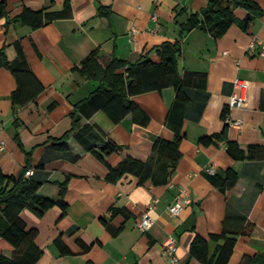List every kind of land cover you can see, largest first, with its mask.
<instances>
[{"label":"crops","instance_id":"0c3cea01","mask_svg":"<svg viewBox=\"0 0 264 264\" xmlns=\"http://www.w3.org/2000/svg\"><path fill=\"white\" fill-rule=\"evenodd\" d=\"M211 0H6L7 14L0 17V50L12 62L20 55L37 79H27L22 104L13 101L18 81L13 72L0 62V140L6 149L0 151V167L5 175L19 177L28 161L47 176L39 194L57 199L66 182V215L55 207L39 217L30 209L21 212L29 228L38 230L36 243L43 250L37 264H200L190 254L197 234L209 238L220 233L228 212H239L253 223L250 235H239L228 264H240L247 257L250 264H264V159L235 160L227 152L226 140L210 145L199 143L206 135L220 133L226 127L223 111L234 92V82H248L246 101L230 110L239 125L227 126V137L239 142L244 150L252 144L264 146V57L254 38L264 40V0H256L263 14L244 29L233 24L222 37L195 27L181 36V26L190 14L200 12ZM67 4L71 15L57 18L33 28L20 19L25 8L63 11ZM105 7L108 14H101ZM240 18L246 14L237 8ZM153 15L157 16L154 20ZM137 28L135 40L130 31ZM165 41H180L178 68L208 74L207 87L198 90L199 100L190 106L185 121L182 156L166 185L151 181L140 184L131 174L116 182L107 178L108 168L89 152L70 132L75 105L88 97L98 82L83 75L82 61L94 50L107 63L114 57L136 61L150 52L160 61L157 47ZM39 84L43 89L35 94ZM27 87V88H26ZM175 98L173 87L134 96V101L150 118L147 124L128 115L114 123L103 112H97L87 123L99 127L104 135L122 145L120 152L108 156L117 166L124 158L148 161L156 139L174 138L167 125L168 111ZM70 132L68 152L58 151L54 138ZM207 167L224 176L229 168L239 174L237 184L227 194L209 179ZM190 190L192 203L180 215L168 210L178 197L180 187ZM1 188V185H0ZM153 204L154 208L149 206ZM112 205L126 209L130 216L112 217ZM149 209L155 223L148 231L137 226L140 215ZM124 225L113 235L104 222ZM178 241L177 261L163 254L169 236ZM82 239L92 245L84 251ZM214 247L215 244L211 243ZM68 249V252H63ZM11 256V250H5Z\"/></svg>","mask_w":264,"mask_h":264},{"label":"trees","instance_id":"16d2710c","mask_svg":"<svg viewBox=\"0 0 264 264\" xmlns=\"http://www.w3.org/2000/svg\"><path fill=\"white\" fill-rule=\"evenodd\" d=\"M6 5V0H0V17L7 14ZM65 7L66 9L61 12L25 8L19 17L33 28H40L57 18L70 16V6L67 4ZM237 8L246 10L243 18L238 16ZM100 13L106 15L109 12L102 7ZM262 14L263 9L256 0H211L200 12L190 14L181 26V36L195 27H200L215 37H222L233 24L237 23L247 29L255 17ZM156 51L160 61H154L150 52H147L136 61L114 57L104 63L100 60L99 50H94L81 63V73L97 81L98 85L88 97L75 105L70 132H74L77 140L107 166V178L110 181L116 182L124 175L131 174L139 179L140 184L148 181L156 186L168 184L169 177L182 156L180 145L186 136L184 125L189 116L190 106L201 97L198 90L207 87V73L186 71L182 74L179 71L180 41H165L157 47ZM0 62L17 78L18 89L12 97L14 103L22 104L26 99L32 98L33 95L27 96L28 98L22 97L23 89L27 86V79H36L25 59L20 55L18 62H12L0 50ZM167 87L175 89V98L167 116V125L174 131V138L166 139L159 136L148 161L126 157L117 166H112L107 157L120 152L122 145L111 137L106 138L99 127L89 123L82 126L80 120L91 119L97 112L103 111L114 123L121 122L131 114L135 121L147 124L150 118L136 104L134 96L151 91H162ZM42 89L43 85L39 84L35 94ZM229 111L228 104L223 111L224 119ZM228 125L226 121L223 131L203 136L199 139V143L207 146L223 139L226 140L227 152L235 160L264 159L263 145L252 144L246 151L238 141L228 139L226 131ZM70 132L53 139L55 148L65 154H70L67 144ZM30 166L28 161L24 173L19 177L5 175L0 167V264H37L42 256L43 250L36 243L38 230L28 227L21 216L23 209L28 208L39 217L55 207H60L63 215H66L69 209V203L65 199L66 182L61 185L59 198L42 196L38 191L47 181V176L40 173L38 169L44 168V165L37 166L34 174L27 177L25 173L31 168ZM208 177L217 188L227 194L237 184L239 174L229 168L224 176L215 173L209 174ZM110 212L112 217L123 215L127 219L130 216L126 209L115 205L110 207ZM102 221L113 235L124 228V225L115 228L105 217H102ZM252 230L253 223L249 222L245 215L230 211L220 233H212L209 238L200 234L195 236L190 246V254L200 264H228L238 236L250 235ZM78 243L84 251L92 247L82 239H78ZM211 243L215 246L212 247ZM5 250H11L12 255L7 256L4 253ZM63 252H68V249L63 248ZM253 259L245 257L240 264H250Z\"/></svg>","mask_w":264,"mask_h":264},{"label":"built area","instance_id":"2783aa9c","mask_svg":"<svg viewBox=\"0 0 264 264\" xmlns=\"http://www.w3.org/2000/svg\"><path fill=\"white\" fill-rule=\"evenodd\" d=\"M154 20H157V16L153 15L152 17ZM138 33L137 28H132L130 31V38L131 40L136 39V35ZM257 44H259L260 47V54L264 57V40H260L257 38H254L252 41L250 47L253 48ZM248 91V82L242 78H237L234 82V92L230 96V102H229V109L231 110L234 107L242 106L243 103L246 101V93ZM226 121L229 124L239 125L240 121H233L230 116V111L226 116ZM1 127V126H0ZM6 149V144L4 141L0 140V151H4ZM35 170L30 168L26 171L25 175L27 177H30L34 174ZM206 172L208 174H215V170L212 167H207ZM192 203V197L190 194V190L186 186L180 187V192L178 197L175 199V201L170 204L168 210L172 216H178L182 213V211ZM150 208H154V205L151 204L149 206ZM149 209L144 211L138 221L137 226L142 231H148L155 223L154 218L150 215ZM178 249V241L177 239L169 235L165 241H164V248H163V254L168 255L172 258L173 262L177 261V257L175 256V252Z\"/></svg>","mask_w":264,"mask_h":264}]
</instances>
